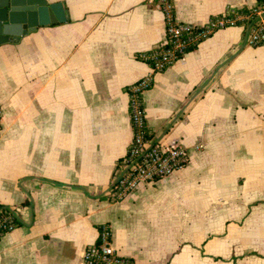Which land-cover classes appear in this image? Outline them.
<instances>
[{
    "label": "crops",
    "instance_id": "crops-1",
    "mask_svg": "<svg viewBox=\"0 0 264 264\" xmlns=\"http://www.w3.org/2000/svg\"><path fill=\"white\" fill-rule=\"evenodd\" d=\"M67 20L0 44V204L19 225L0 264H83L108 225L135 264H264V45L217 30L143 92L160 146L189 162L123 199L110 188L132 139L128 87L166 40L157 0H61ZM204 24L259 0H172ZM201 146V147H200Z\"/></svg>",
    "mask_w": 264,
    "mask_h": 264
},
{
    "label": "built area",
    "instance_id": "built-area-1",
    "mask_svg": "<svg viewBox=\"0 0 264 264\" xmlns=\"http://www.w3.org/2000/svg\"><path fill=\"white\" fill-rule=\"evenodd\" d=\"M159 5L164 13L166 40L140 53V58L150 64L151 71L128 87L133 134L128 152L119 167L120 175L109 191L115 199L127 197L143 182L165 179L189 162L188 152L183 145L176 143L163 147L153 142L149 136L143 92L153 85L155 74L174 64L217 30L229 26L243 25L246 30V41L250 45H264V0H259L248 12L228 9L224 14L213 17L204 24L178 21L172 0H159ZM2 116L0 108V133ZM17 226L16 209L0 204V236ZM83 264H135V262L131 257L118 252L113 245L110 227L102 225L97 241L85 248Z\"/></svg>",
    "mask_w": 264,
    "mask_h": 264
},
{
    "label": "water",
    "instance_id": "water-1",
    "mask_svg": "<svg viewBox=\"0 0 264 264\" xmlns=\"http://www.w3.org/2000/svg\"><path fill=\"white\" fill-rule=\"evenodd\" d=\"M66 20L61 0H0V44L17 42L39 26Z\"/></svg>",
    "mask_w": 264,
    "mask_h": 264
},
{
    "label": "trees",
    "instance_id": "trees-1",
    "mask_svg": "<svg viewBox=\"0 0 264 264\" xmlns=\"http://www.w3.org/2000/svg\"><path fill=\"white\" fill-rule=\"evenodd\" d=\"M157 2H159V0H157ZM241 11L248 12V11H249V9H247V8H244V9H241ZM193 48H195V47H193ZM193 48H192V49H193ZM190 50H191V49H190ZM19 223H20V222H19V219H18V225H19Z\"/></svg>",
    "mask_w": 264,
    "mask_h": 264
}]
</instances>
